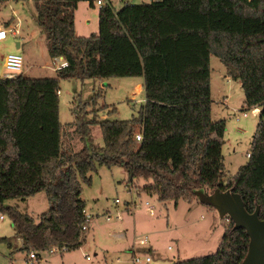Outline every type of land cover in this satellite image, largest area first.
<instances>
[{"label": "trees", "instance_id": "1", "mask_svg": "<svg viewBox=\"0 0 264 264\" xmlns=\"http://www.w3.org/2000/svg\"><path fill=\"white\" fill-rule=\"evenodd\" d=\"M80 1L35 5L48 56L65 61L55 78H0V213L11 221L20 249L30 254L81 247L86 223L81 185L90 184L97 167H121L128 184L149 181L142 192L163 203H191L200 189H233L244 208L252 213L259 207L264 220V0H159L124 4L118 11L108 2L98 9V34L87 37L75 32ZM211 56L226 77L240 83L246 107L259 109L248 160L227 184L225 121L211 116ZM110 77L143 79L138 117L87 120L81 104L71 125L84 147L64 151L59 82ZM92 125L100 128L103 141L96 150L87 147ZM42 192L50 208L37 221L5 206ZM248 241L230 222L215 254L172 264H242Z\"/></svg>", "mask_w": 264, "mask_h": 264}, {"label": "rangeland", "instance_id": "2", "mask_svg": "<svg viewBox=\"0 0 264 264\" xmlns=\"http://www.w3.org/2000/svg\"><path fill=\"white\" fill-rule=\"evenodd\" d=\"M37 1L41 0H0V25L10 22L9 28L18 30L16 36L9 33L7 39L0 42V77H3L5 71L3 59L11 53L22 57L19 74L28 78L56 77V72L52 70L54 60L47 52L46 36L36 21ZM95 1L93 0V5H90L89 0L82 1L76 14L77 34H98L99 6ZM109 1L114 11L121 9L124 2L136 5L153 2ZM86 18L90 19V25L83 29ZM17 43L21 47L17 48ZM209 65L212 120L225 121L222 156L226 174L224 180L227 184L248 160L247 154L250 153L259 123V113L246 107L240 83L225 78V68L218 58L211 56ZM59 90L61 143L66 152H79L84 147L71 125L79 113V106L86 104V111L89 112L87 120L112 122L137 118L144 104L143 80L140 77L61 80ZM95 95L98 96L93 105L92 98ZM102 146L100 128L92 125L87 147L96 150ZM89 176L90 184L81 185V199L92 220L79 249L52 255L48 250L35 252L38 260H30L29 254L18 246L11 221L0 213L3 216L0 222V239L7 240V243L0 242V264H133L132 247L135 252L137 250L136 255L141 260L146 256L150 258L148 264H172L215 254L222 235L229 226L227 217L220 218L215 209L196 200L191 203L180 200L175 204L173 201L159 202L155 195L148 196L142 192V188L149 181L139 179L130 185L127 183V174L121 167H97L96 172ZM115 200H118V204H115ZM146 202L149 206L145 205ZM128 203L134 204V213L127 211ZM5 206L28 214L37 221L39 215L50 208V203L42 192L25 201L8 200ZM150 206L152 213L148 211ZM108 211L111 218L106 221ZM117 213L119 219L116 218ZM142 238H147V243L140 246L137 241ZM143 249H150V252Z\"/></svg>", "mask_w": 264, "mask_h": 264}, {"label": "water", "instance_id": "3", "mask_svg": "<svg viewBox=\"0 0 264 264\" xmlns=\"http://www.w3.org/2000/svg\"><path fill=\"white\" fill-rule=\"evenodd\" d=\"M16 47L19 48L18 43ZM193 194L200 204L215 209L220 218L227 217L233 224V230L245 231L249 241L242 264H264V220L259 218V207L249 213L233 189L213 192L200 189Z\"/></svg>", "mask_w": 264, "mask_h": 264}, {"label": "built area", "instance_id": "4", "mask_svg": "<svg viewBox=\"0 0 264 264\" xmlns=\"http://www.w3.org/2000/svg\"><path fill=\"white\" fill-rule=\"evenodd\" d=\"M95 4L97 6H99V8L104 7L108 4L107 0H96ZM11 26V25H10ZM9 26V27H10ZM9 27H4L0 25V42L4 41L7 39V36L9 33H11L13 36H16L18 34V30L14 29V28H9ZM22 69V57L17 54V53H11L8 54L5 58H4V70L5 73L3 74L4 79H13L15 78L17 75H19V72H21ZM60 94V91L57 92V95ZM135 140L140 142L142 140V135L141 134H137L135 136ZM247 157H249V154H247ZM115 204H118V200L114 201ZM146 206H149L148 203L146 202L145 204ZM134 204L133 203H128L127 204V211L128 212H133L135 211L134 209ZM148 211L149 213L153 212L152 207H148ZM84 215L86 218V223L85 225L82 226V232H87L89 230L90 224H91V220H92V216L87 214L84 210ZM111 218L110 212H107V214L105 215V219L106 221H109ZM117 219L120 218L119 214L117 213ZM3 220V216L0 215V222ZM147 243V238H142V239H138L137 244L140 246H143ZM45 252V251H44ZM49 254H56V253H67L66 248H59V247H52L50 250H48ZM131 253L132 255V263L133 264H148L150 263V258L148 256H146L143 260H141L137 255L136 252L134 250V247H132L131 249ZM38 256L35 254V252H31L29 254V259L30 260H38L37 258ZM87 260H89V257H86Z\"/></svg>", "mask_w": 264, "mask_h": 264}, {"label": "crops", "instance_id": "5", "mask_svg": "<svg viewBox=\"0 0 264 264\" xmlns=\"http://www.w3.org/2000/svg\"><path fill=\"white\" fill-rule=\"evenodd\" d=\"M83 0H81L79 3H78V5H77V8H76V10H75V14H74V23H75V32H76V35H78V36H83V37H87L86 36V34H83V33H80V34H77V26H76V14H78V12H79V8H80V5L81 4H83V2H82ZM109 3H110V1L109 0H107ZM156 1H159V0H153V2H156ZM124 4H128L127 2H124ZM86 24H88V25H86ZM90 25V19L89 18H86L85 19V21H84V23H83V29H87L88 28V26ZM19 44V43H18ZM19 47H21V45L19 44ZM54 61H53V64H54V67L52 68V70H54L55 72H56V70L57 69H59V68H61V67H63L64 65H65V61H64V59L63 58H55V59H53ZM3 69H4V59H3ZM4 73H5V71H4ZM21 75H23V76H25L24 74H21ZM25 77H28V76H25ZM0 78H2V77H0ZM225 78H227V80H229L230 78H228V77H226L225 76ZM143 80V79H142ZM140 87H138V89H139ZM253 111H255L256 113H259V109H254ZM149 184V183H148ZM131 185V184H130ZM147 185V184H146ZM138 191V190H137ZM136 191V192H137ZM135 192V191H134ZM136 195H137V193H135ZM139 196H140V194H138ZM137 195V196H138ZM86 212V211H85ZM109 212V211H108ZM87 213V212H86ZM89 233V232H88ZM17 242H18V246H22V242H21V240L19 239V238H17ZM150 249H151V247H150ZM150 249H143V251H148V250H150ZM139 250V249H138ZM148 252H150V251H148ZM68 253V252H67ZM136 253H137V250H136Z\"/></svg>", "mask_w": 264, "mask_h": 264}]
</instances>
